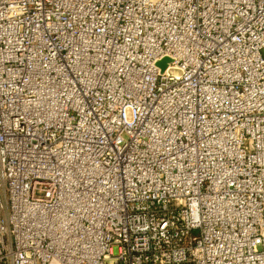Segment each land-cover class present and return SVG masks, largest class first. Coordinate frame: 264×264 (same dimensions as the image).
<instances>
[{"label":"built area","instance_id":"built-area-1","mask_svg":"<svg viewBox=\"0 0 264 264\" xmlns=\"http://www.w3.org/2000/svg\"><path fill=\"white\" fill-rule=\"evenodd\" d=\"M0 264H264V0H0Z\"/></svg>","mask_w":264,"mask_h":264},{"label":"rangeland","instance_id":"rangeland-1","mask_svg":"<svg viewBox=\"0 0 264 264\" xmlns=\"http://www.w3.org/2000/svg\"><path fill=\"white\" fill-rule=\"evenodd\" d=\"M171 73H174V74H181V72H180V70L179 69H177V68H171Z\"/></svg>","mask_w":264,"mask_h":264},{"label":"water","instance_id":"water-1","mask_svg":"<svg viewBox=\"0 0 264 264\" xmlns=\"http://www.w3.org/2000/svg\"><path fill=\"white\" fill-rule=\"evenodd\" d=\"M166 62H167V60H165L162 64H166ZM165 66H166V65H165ZM165 66H164V67H165Z\"/></svg>","mask_w":264,"mask_h":264}]
</instances>
